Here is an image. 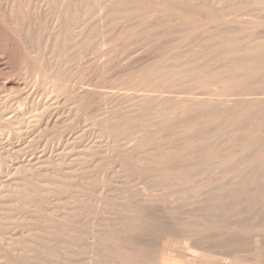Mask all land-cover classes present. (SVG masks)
<instances>
[{"label":"rangeland","instance_id":"374dc122","mask_svg":"<svg viewBox=\"0 0 264 264\" xmlns=\"http://www.w3.org/2000/svg\"><path fill=\"white\" fill-rule=\"evenodd\" d=\"M81 2L0 0V264H264V0Z\"/></svg>","mask_w":264,"mask_h":264},{"label":"bare ground","instance_id":"6f19581e","mask_svg":"<svg viewBox=\"0 0 264 264\" xmlns=\"http://www.w3.org/2000/svg\"><path fill=\"white\" fill-rule=\"evenodd\" d=\"M13 1H15V0H13ZM65 1V0H64ZM74 1V0H73ZM80 1V3L81 4H83V2H81V0H79ZM83 1V0H82ZM21 2V1H20ZM40 2V1H39ZM164 2V1H163ZM73 3V2H72ZM71 3V4H72ZM104 3V2H103ZM115 3V2H114ZM177 3V2H176ZM44 4V3H43ZM47 4H48V2H47ZM70 4V5H71ZM77 4V6H78V3H76ZM75 4V5H76ZM171 4V3H170ZM45 5V4H44ZM61 5H63L62 3H61ZM60 5V6H61ZM46 6V5H45ZM59 6V5H58ZM65 6V5H64ZM68 6V5H67ZM82 6V5H81ZM49 7V6H48ZM85 7V6H84ZM75 8H76V6H75ZM33 9V8H32ZM60 9V8H59ZM66 9V8H65ZM68 9V8H67ZM78 9V8H77ZM76 9V10H77ZM83 9V8H82ZM85 9V8H84ZM58 10V9H57ZM92 10V9H91ZM41 11V10H40ZM65 11V10H64ZM73 11V10H72ZM21 12V11H20ZM35 12V11H34ZM33 12V13H34ZM77 12V11H76ZM78 13V12H77ZM79 13H81V11H79ZM54 14V13H53ZM32 15V14H31ZM41 15V14H40ZM70 15V14H69ZM73 16V15H72ZM76 16V15H75ZM79 16H80V14H79ZM64 18H65V16H64ZM85 18V17H84ZM58 19V18H57ZM66 19V18H65ZM74 19V18H73ZM103 19V18H102ZM118 19V18H117ZM62 20V19H61ZM76 20H77V17H76ZM173 20V19H172ZM34 21V20H33ZM85 21V20H84ZM83 21V22H84ZM72 23V22H71ZM81 23V22H80ZM55 24V23H54ZM64 25V24H63ZM67 25V24H66ZM158 25V24H157ZM52 26V25H51ZM72 26V25H71ZM75 26V25H74ZM81 26V25H80ZM73 27V26H72ZM76 27V26H75ZM52 28V27H51ZM54 28V27H53ZM75 29V28H74ZM58 30V29H57ZM66 31V30H65ZM78 31V30H77ZM232 31V30H231ZM60 32V31H59ZM65 33V32H64ZM63 33V34H64ZM79 34H81V33H79ZM255 34V33H254ZM74 35V34H73ZM76 35H78V34H76ZM163 35V34H162ZM78 36H80V35H78ZM87 36V35H86ZM37 38V37H36ZM46 38H47V36H46ZM56 38V37H55ZM52 39V38H51ZM35 40V39H34ZM208 40V39H207ZM48 41V40H47ZM53 41V40H52ZM80 41H81V39H80ZM46 42V41H45ZM44 42V43H45ZM54 42V41H53ZM78 42V41H77ZM81 43V42H80ZM16 44V43H15ZM47 44V43H46ZM104 45V44H103ZM101 46V45H100ZM51 49V48H50ZM60 49V48H59ZM1 50V49H0ZM51 51V50H50ZM27 53V52H26ZM9 54V53H8ZM204 55V54H203ZM9 56V55H8ZM5 57V56H4ZM40 57V56H39ZM57 57V56H56ZM24 58V57H23ZM41 58V57H40ZM25 59V58H24ZM24 59H23V61H24ZM27 59H28V57H27ZM51 59H52V57H51ZM66 60V59H65ZM12 62V61H11ZM191 62V61H190ZM29 63V62H28ZM31 63V62H30ZM44 63V62H43ZM227 63V62H226ZM64 65V64H63ZM130 66V65H129ZM12 67V66H11ZM24 67H25V65H24ZM46 67V66H45ZM54 67V66H53ZM34 68V67H33ZM194 70V69H193ZM48 71V70H47ZM189 71V70H188ZM21 72V71H20ZM24 72V71H23ZM22 72V73H23ZM177 72V71H176ZM158 73V72H157ZM162 73V72H161ZM140 74V73H139ZM152 74V73H151ZM13 75V74H12ZM163 76V75H162ZM171 76V75H170ZM157 77V76H156ZM123 78V77H122ZM162 78V77H161ZM235 78V77H234ZM166 79H168V78H166ZM165 80V79H164ZM177 80V79H176ZM59 81V80H58ZM58 83V82H57ZM152 84V83H151ZM178 85V84H177ZM156 88V87H155ZM157 91V90H156ZM50 93V92H49ZM184 103V102H183ZM165 108V107H164ZM178 108V107H177ZM176 109V108H175ZM230 112H232V111H230ZM234 112V111H233ZM232 112V113H233ZM180 115V114H179ZM180 117V116H179ZM143 124V123H142ZM220 124H222V123H220ZM254 126V125H253ZM245 127V126H244ZM233 129V128H232ZM230 131V130H229ZM228 131V132H229ZM258 133V132H257ZM240 134V133H239ZM243 135V134H242ZM244 137V136H243ZM246 138V137H245ZM216 140V139H215ZM259 140V139H258ZM219 141V140H218ZM216 142V141H215ZM242 159V158H241ZM237 162V161H236ZM236 165V164H235ZM230 167H232V166H230ZM104 171V170H103ZM249 172V171H248ZM245 174V173H244ZM238 176V175H237ZM246 177V176H245ZM242 181V180H241ZM72 188V187H71ZM206 206V205H205ZM245 207V206H244ZM263 212H264V210H263ZM210 215V214H209ZM264 215V214H263ZM255 216V215H254ZM262 216V215H261ZM254 218V217H253ZM209 219V218H208ZM251 220H252V218H251ZM245 222H246V220H245ZM250 222V221H249ZM257 222V221H256ZM262 223V222H261ZM254 224V223H253ZM260 227V226H259ZM227 231V230H226ZM258 231V230H257ZM206 232V231H205ZM208 232V231H207ZM223 232V231H222ZM230 232V231H229ZM252 234V233H251ZM255 235V234H254ZM262 236V235H261ZM260 237V236H259ZM260 241V240H259ZM256 242V241H255ZM258 242V241H257ZM246 243V242H245ZM258 244V243H257ZM261 247V246H260ZM199 249V248H198ZM237 256V255H236ZM246 263V262H245ZM163 264V263H162ZM227 264V263H226ZM239 264H240V262H239ZM250 264V263H249Z\"/></svg>","mask_w":264,"mask_h":264}]
</instances>
